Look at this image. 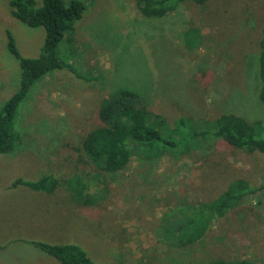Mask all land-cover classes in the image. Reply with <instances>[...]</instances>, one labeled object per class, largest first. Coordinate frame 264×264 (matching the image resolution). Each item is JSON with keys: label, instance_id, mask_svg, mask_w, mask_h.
Segmentation results:
<instances>
[{"label": "rangeland", "instance_id": "374dc122", "mask_svg": "<svg viewBox=\"0 0 264 264\" xmlns=\"http://www.w3.org/2000/svg\"><path fill=\"white\" fill-rule=\"evenodd\" d=\"M81 1L86 11L75 25V37L83 49L77 58L82 64L76 67L82 78L63 68L32 88L16 119L24 136L18 148L31 152L0 156V191L17 179L54 175L64 180L88 173L99 179L94 186L98 204L81 206L63 189L52 196L29 195L27 191L35 190L26 187L10 189L8 196L1 192L0 264H59L28 243L33 240L78 244L98 264L264 258L263 153L220 142L206 155L196 151L187 157L165 156L156 164L159 182L154 187L128 181L141 171L136 157L125 170L108 173L82 148L86 134L102 124L101 104L121 85L142 90L170 124L182 115L214 119L235 113L264 119V107L256 98L264 0L186 2L165 18L141 23L136 22L144 19L138 0ZM131 24L135 27L130 37ZM189 28L196 30L194 37L185 32ZM7 30L25 57H37L45 38L42 28H30L12 16L9 0H0V89L5 87L0 97L5 100L20 82L19 64L6 49ZM141 32L142 39H135ZM63 48L60 59L76 66V58L70 59ZM156 97L160 99L154 101ZM239 178L258 191L216 219L204 241L187 248L163 239L167 208L209 202Z\"/></svg>", "mask_w": 264, "mask_h": 264}, {"label": "trees", "instance_id": "16d2710c", "mask_svg": "<svg viewBox=\"0 0 264 264\" xmlns=\"http://www.w3.org/2000/svg\"><path fill=\"white\" fill-rule=\"evenodd\" d=\"M208 1L138 0V9L144 19L136 22L165 18L186 2L203 5ZM9 5L13 17L30 28H42L45 38L37 57H25L20 53L12 32H5L6 49L19 64L20 82L17 90L0 108V154L13 153L24 145V136L16 127V119L22 102L33 87L51 72L63 68L81 77L76 67L82 64L77 62V58L80 60L83 49H80L75 37V25L86 11L81 0H43L41 4L36 0H9ZM262 23L256 98L264 107V17ZM134 27L131 24V28L127 29L130 37ZM195 31L189 28L185 32L194 37ZM142 34H136L135 39L141 40ZM185 42L188 47L193 43L192 40ZM64 46L69 58H76V66L74 61L64 62L60 59L59 52L61 48L64 51ZM159 99L156 97L154 101ZM154 105L150 106V101L137 87L121 85L112 88L99 108L102 124L86 134L82 141L88 159L108 173H117L125 170L132 158L136 157L141 171L130 175L128 181L154 186L159 182L155 174L156 164L165 156L187 157L196 151L202 153L199 155H206L220 142L249 153L264 154V137L261 134L264 132V119L250 120L235 113H222L214 119L182 115L170 124L161 112L154 110ZM95 184L98 187L99 179L87 173L64 180L54 175H46L36 181L17 179L12 186L24 185L47 194L63 189L72 202L93 207L98 204ZM257 191L258 188L248 180L239 178L230 182L209 202L187 203L171 210L167 208L162 218L163 239L176 247L188 248L201 243L212 230L216 219L240 207L248 195ZM28 243L54 257L59 264H98L78 244H50L35 240ZM194 264H264V258L230 260L214 257Z\"/></svg>", "mask_w": 264, "mask_h": 264}, {"label": "crops", "instance_id": "0c3cea01", "mask_svg": "<svg viewBox=\"0 0 264 264\" xmlns=\"http://www.w3.org/2000/svg\"><path fill=\"white\" fill-rule=\"evenodd\" d=\"M4 88L5 87H3L2 89H0L1 91H3L4 90ZM2 101H5V98L3 99L2 97H0V103L2 102ZM0 105H2V104H0ZM27 150H24V149H20V148H18V149H16V150H14L13 151V153H10V154H0V156H3V155H5L4 157H6V158H8V157H10V156H13L16 152H26ZM28 153L29 152H31V150H28L27 151ZM36 162V161H35ZM17 187H26V186H24V185H18V186H15V187H13L12 185H8V186H6V188H2L1 190L2 191H0V194H1V192H3V194L4 195H9V192H10V189H14V190H18L17 189ZM26 188H28V187H26ZM30 189V188H29ZM32 190V189H31ZM58 191V190H57ZM28 192V194L29 195H35V193H40V191H27ZM56 192V191H55ZM54 192V193H55ZM49 196H52V195H54L53 193L52 194H48ZM40 196H42V195H40Z\"/></svg>", "mask_w": 264, "mask_h": 264}]
</instances>
